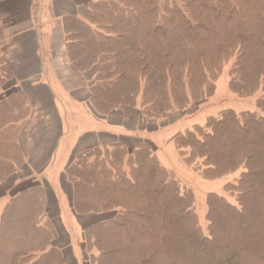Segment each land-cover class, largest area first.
<instances>
[{"label":"trees","instance_id":"16d2710c","mask_svg":"<svg viewBox=\"0 0 264 264\" xmlns=\"http://www.w3.org/2000/svg\"><path fill=\"white\" fill-rule=\"evenodd\" d=\"M77 1V12L63 17L66 50L98 116L118 109L165 119L206 101L230 63L231 90L260 92L264 113V0ZM10 82L0 96V185L25 164L19 133L31 114L0 51V89ZM173 143L206 178L241 170L224 186L236 203L209 193L205 231L190 188L161 163L150 140L82 151L65 173L74 213L102 217L84 230L88 263L264 264V115L225 109L177 133ZM34 179L2 211L0 264H68L45 182Z\"/></svg>","mask_w":264,"mask_h":264},{"label":"crops","instance_id":"0c3cea01","mask_svg":"<svg viewBox=\"0 0 264 264\" xmlns=\"http://www.w3.org/2000/svg\"><path fill=\"white\" fill-rule=\"evenodd\" d=\"M78 6L77 0H0V22L4 31L0 46L6 45L5 57L31 105V114L19 133V143L28 166L48 183H53V186L49 184L52 190L45 185L47 207L60 217L61 201L55 190L57 178L52 173V165L60 162L66 153L59 149L61 142L72 137L70 148L75 149L67 163L64 162L57 184L60 196L69 203L61 184L64 185L62 178L71 159L87 149L118 141L133 147L145 128L133 126L132 121L147 122L143 115L137 116L136 111L129 117L118 109L102 117L93 111L87 81L71 69L66 50L63 17L74 15ZM81 110L87 126L78 118ZM126 139L136 142L130 144ZM72 213L69 216L78 220L81 229L82 225H86V229L101 220L98 216ZM68 231L64 229L71 242Z\"/></svg>","mask_w":264,"mask_h":264},{"label":"rangeland","instance_id":"374dc122","mask_svg":"<svg viewBox=\"0 0 264 264\" xmlns=\"http://www.w3.org/2000/svg\"><path fill=\"white\" fill-rule=\"evenodd\" d=\"M6 49V45L2 43V45L0 46V51L3 52L4 55H6ZM230 67L231 63L223 68L221 74L215 82L214 93L206 101L201 102L197 106L192 105L186 110L171 112L165 119L157 122L146 120V123L143 122L140 124L139 120H137L136 122L134 120L132 121L133 126H136L137 128H145L141 131L142 135L137 136V141L139 142L150 140L151 142H153L161 163L169 169L173 176L177 178L182 185L190 188V191L193 195L194 208L197 213L199 223L205 231H207L208 228V222L206 220V214L208 210V194L211 192H215L225 196L230 202L236 203L235 197L226 192L224 190V186L226 183L233 181L234 178L238 177L241 173V170H237L226 176L206 178L202 174H200L192 165L185 162V160L177 150L175 144L173 143V137L177 133L182 132L187 128H191L194 124H204L208 117L218 115L225 109L232 108L237 112L250 110L264 115V113L261 112V110L257 107V101L261 97L260 92L248 96H241L231 90ZM11 85L12 82H10L9 86L5 85L3 89H0V96L6 93L7 90L11 88ZM83 112L84 111L82 110L79 111L78 118L80 120L83 119V122L87 126V121L83 115ZM136 112H138L136 113L137 116L142 115L140 111L137 110ZM71 139L72 137H69L67 141L64 140L61 142L62 145L59 149H62V153H66L64 156H62L63 159L60 162L58 161L59 163L56 162L52 165V173L57 178L54 183L56 184L55 190L58 194V200L61 201L60 207L62 208V217L58 216L56 214V211L53 209H49L50 212L48 211V213L50 218L54 221V224L58 231L59 239L57 243L59 244V246L63 247L69 264H89L83 248L84 234H82V232L85 230L86 225H82L81 229L80 225H78V220L72 218V216H69V213L73 211L71 206L72 184L68 183L69 181L67 180L68 178L66 173L62 178L64 185L61 184V186L66 192L69 203H67V199L66 201L63 200L57 188L60 170L62 171L64 169V162L66 160L68 161L72 152L75 150L74 148H70L71 145L69 141ZM126 141L130 142V144L136 142L129 141V139H126ZM31 170L32 168L28 166L27 162H25V164L15 175L9 178L5 183L0 185V218L3 205L7 197H10L15 191H17L16 189L18 187L26 186L32 183L30 181L28 182L27 180H31L34 177V180L38 179L45 182V184L42 182L44 186L48 184L50 189V185L53 186V183H48L46 180H44L45 178L42 175L36 174L33 170ZM63 201L65 207H63ZM89 215L101 217L98 214ZM67 228L69 230L68 234H71L69 238L71 242L67 240L68 236L64 232V229L67 230Z\"/></svg>","mask_w":264,"mask_h":264}]
</instances>
